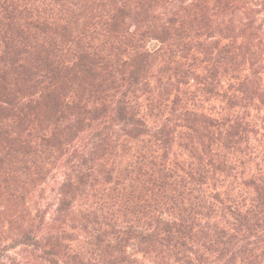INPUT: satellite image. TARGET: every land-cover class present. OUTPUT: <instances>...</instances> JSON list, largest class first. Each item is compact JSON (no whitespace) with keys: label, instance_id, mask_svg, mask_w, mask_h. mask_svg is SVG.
Masks as SVG:
<instances>
[{"label":"trees","instance_id":"1","mask_svg":"<svg viewBox=\"0 0 264 264\" xmlns=\"http://www.w3.org/2000/svg\"><path fill=\"white\" fill-rule=\"evenodd\" d=\"M17 247L264 264V0H0V252Z\"/></svg>","mask_w":264,"mask_h":264},{"label":"rangeland","instance_id":"2","mask_svg":"<svg viewBox=\"0 0 264 264\" xmlns=\"http://www.w3.org/2000/svg\"><path fill=\"white\" fill-rule=\"evenodd\" d=\"M51 188H52L51 186L48 188V193L51 192L50 191ZM0 253L3 254V255H0L1 257L5 256L4 260L5 261L7 260L6 264H21L22 263V258L20 256V254L21 255L22 254H24V255L28 254V252H26V251L22 252V248L21 247H17L15 249L10 250L8 254L3 253V252H0ZM7 255L10 257L9 260L6 258Z\"/></svg>","mask_w":264,"mask_h":264}]
</instances>
